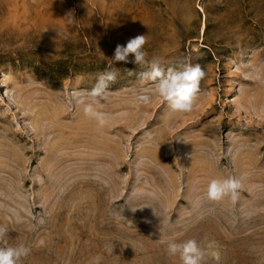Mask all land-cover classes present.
Listing matches in <instances>:
<instances>
[{
  "label": "rangeland",
  "instance_id": "374dc122",
  "mask_svg": "<svg viewBox=\"0 0 264 264\" xmlns=\"http://www.w3.org/2000/svg\"><path fill=\"white\" fill-rule=\"evenodd\" d=\"M140 34L202 68L192 110L140 102L145 68L118 62L98 127L72 94ZM227 176L239 199L208 201ZM0 226L20 264H179L161 240L189 238L264 264V0H0Z\"/></svg>",
  "mask_w": 264,
  "mask_h": 264
},
{
  "label": "clouds",
  "instance_id": "9594fccd",
  "mask_svg": "<svg viewBox=\"0 0 264 264\" xmlns=\"http://www.w3.org/2000/svg\"><path fill=\"white\" fill-rule=\"evenodd\" d=\"M145 44L144 34L130 38L123 45L117 44L109 67L97 74L95 83L86 94L90 99L86 102L76 93L72 94L73 101L82 106L83 115L94 120L98 127L103 128L108 123V113L101 111L99 105L107 99L109 87L117 79L118 73L111 65L118 62L133 63L145 68L138 74L139 79L151 82L152 87L138 94L140 102L148 104L156 96L172 112L185 113L192 110L199 82L204 77L202 68L190 62H177L176 66L165 67V62L157 57L146 60ZM241 188V179L235 176L213 178L207 183L204 195L208 201L219 202L227 197L235 203ZM7 232V227L0 226V237ZM161 243H166V251L170 256L178 257L179 264H205L207 250L194 238L161 240ZM30 251V247L25 245L0 247V264H20Z\"/></svg>",
  "mask_w": 264,
  "mask_h": 264
}]
</instances>
